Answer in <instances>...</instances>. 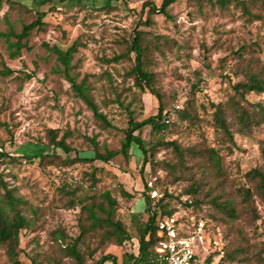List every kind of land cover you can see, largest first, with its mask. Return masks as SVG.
Listing matches in <instances>:
<instances>
[{
    "label": "rangeland",
    "instance_id": "1",
    "mask_svg": "<svg viewBox=\"0 0 264 264\" xmlns=\"http://www.w3.org/2000/svg\"><path fill=\"white\" fill-rule=\"evenodd\" d=\"M16 1L32 6L34 0ZM163 1L70 0L60 7L61 11L50 14L42 30L35 28L31 32L28 48L16 58H11L7 41L0 38V151L10 156L0 162V178L21 197L23 208L34 219V226L22 233L23 263L30 264L39 252L42 260L51 256L58 264H73L70 258L62 257L52 241L56 229L74 238L80 233V208L68 205L70 196H64L62 189L69 183L79 189L78 195L88 191L92 185L88 174L97 168V189L110 190L119 199V216L133 236H137V230L130 213H142V219H148L145 212L148 203L143 194L147 184L156 190L152 195L158 199L165 191L172 193L173 199L166 202L170 209H176L174 216L182 221L181 229L191 231L194 224L202 222L197 229L205 237L199 250L202 257L218 249L214 255L217 264H264L258 261L264 255V205L257 200V209L232 225L225 224L222 214L207 201L200 208L185 207L182 203L189 198L185 193L190 179L193 175L201 178L202 172L199 166L191 173L170 166L177 157L169 147L160 148L155 163L145 166V156L137 145L128 159L119 153L109 163L97 160L69 165V160L77 157H94L89 140L92 138L102 152L106 146L120 151L130 114L142 121L157 115L162 104L164 114L170 116L167 123L172 125L179 122L178 111L188 103L195 106L198 126L187 129L183 126L172 132L168 140H178L183 146L202 143L214 146L222 156L224 170L237 187L244 185V175L251 168L261 164L264 124L254 127L249 135L234 132L230 139L216 129L213 116L214 105L226 103L229 94L234 93L233 85L248 81L249 71H261L264 76V9H253L255 16L248 18L232 6L223 8L208 0H176L169 6L167 17L159 12L149 13V7H144L145 3L161 7ZM35 18L24 6L3 0L0 31H8L13 23L19 32L24 23ZM146 21L148 24L144 25ZM138 29L147 32L154 44L151 69L162 102L149 90L143 91L136 78L127 73L133 66L130 59L114 60L131 52L132 36ZM76 42L78 51L70 75L78 82L88 80L101 111L115 128L104 129L103 123L77 97L62 64L51 51L55 45L67 49ZM246 98L247 109L264 104V93H251ZM138 133L147 146L151 127ZM64 135L74 150L68 154L58 149L54 152V143ZM42 149L46 155L44 163L36 156L27 158ZM123 188L135 198L123 197ZM0 193H4L2 184ZM88 242L92 249L96 248V240ZM138 247L136 238L124 246L106 244L88 258L87 264H94L108 254L116 256L122 264L124 254L136 252ZM236 250L247 261L230 262L227 257L236 254ZM0 264H11L1 248Z\"/></svg>",
    "mask_w": 264,
    "mask_h": 264
},
{
    "label": "trees",
    "instance_id": "2",
    "mask_svg": "<svg viewBox=\"0 0 264 264\" xmlns=\"http://www.w3.org/2000/svg\"><path fill=\"white\" fill-rule=\"evenodd\" d=\"M11 5L24 6L27 11H31L35 15V19L30 23H24L21 31H17L13 23H11L8 31H0V38H5L8 47L11 50V58L19 57L22 50L28 48V38L31 32L37 28L42 30L46 24V19L54 10L61 11L60 7L70 0H34L32 6H25L16 0H8ZM176 0H164L161 7H157L152 3H145L144 7H149V13H162L170 17L168 8ZM211 3H217L221 7L232 6L239 8L241 12L248 18L255 15L252 10L256 8L264 9V0H208ZM3 0H0V6ZM147 21L144 25H147ZM147 32L138 29L131 40V52L122 53L115 57V61L128 58L133 62V66L127 72L136 78L138 86L149 92L162 102V96L158 90L156 76L151 69V54L154 50V44L146 36ZM78 42L74 43L67 49L58 45L51 48L56 55L57 60L63 66V71L67 80L70 82L72 89L87 107L93 112L96 119L101 121L104 129L115 128L108 120L107 116L101 111L95 95H93V86L85 78L81 82L77 78L72 77L70 72L73 68L72 61L74 54L78 51ZM11 72V71H9ZM233 94H229L226 103L214 105L215 112L213 122L217 130L222 131L225 136L233 139L234 132L249 135L254 127H261L264 124V104L258 103L253 109H247L244 102L248 101L246 96L251 93H264V76L261 71H249L248 81L238 82L233 85ZM116 100L120 102V98ZM170 116L164 114L163 105L159 107V112L155 116H150L142 121L135 119L129 115L128 128L125 131V137L122 141L120 151L110 150L107 146L102 152L100 145L94 138L89 139L92 143L94 157L82 158L77 157L75 160H69V165L74 162H95L100 160L109 163L119 153L125 158H130L132 148L137 145L144 154V166L148 163H155V156L162 147L170 148L175 152L177 161L170 166L181 168L183 173H191L195 166L200 167L202 177H191V183L186 190L189 196L182 204L187 208H200L205 201L210 203L218 214H222L225 224H234L240 218L248 215L257 209L256 201L258 200L264 205V143L261 146V164L253 167L245 175L244 185L234 186L233 181L227 175L223 168L222 156L218 149L207 143L201 145L183 146L178 140H168V136L172 132H177L183 126L193 128L198 126L199 116L195 106L191 103L187 104L182 110L178 111V121L172 125L167 123ZM145 127H151V139L146 146L144 139L137 131L143 130ZM67 135H64L59 141L54 143V152L61 150L70 153L73 147L66 141ZM49 155V154H48ZM39 157L40 163H44V150L36 155L27 156L31 159ZM10 157L7 153L0 151V162ZM97 168L88 174L92 185L88 187V191L84 190L80 195L77 194L78 188H73L72 184L65 183L62 192L64 196H70L67 202L72 208H80L78 236L70 237L62 229H56L52 233V241L57 246V250L62 257L70 258L73 264H87L88 258L93 257L106 244L124 246L133 239H137L138 250L136 252H126L124 254L122 264H168L166 257L156 251L158 243L166 238V235L159 229V221L164 217H172L176 213V209L168 207L167 199H173L172 193L165 191L162 198L152 195L156 192L153 187L145 185L143 192L147 198L148 206L145 210L148 219H142V213H130L131 222L137 230V236H133L128 226L119 216V199L112 194L110 190L97 189L98 179L96 177ZM0 184L4 189V193H0V248L4 250L11 264H26L20 260V246L22 233L30 230L34 226V219L28 215L23 208V200L15 194L0 178ZM206 187H209L206 189ZM91 191V193H90ZM121 195L128 199H134L135 195L123 188ZM181 199V198H179ZM204 218V217H203ZM203 220V219H202ZM257 220V219H256ZM200 223L194 224V229L187 231L180 228V234L187 236L195 234L200 229ZM182 221L178 222L181 226ZM205 226V225H203ZM208 227V225H207ZM205 228V227H204ZM203 229V228H202ZM208 230V229H207ZM96 240V248H91L88 241ZM213 244H217L214 240ZM240 250V249H238ZM236 250V252L238 251ZM221 251V250H220ZM218 249L212 250L206 259L212 263L215 259V253ZM38 252L30 264H58L57 261L51 260V256L42 260L39 258ZM224 256V255H223ZM227 259L230 262L247 261L241 259L236 254H229ZM259 262L264 263V255L258 258ZM119 264L116 256L112 254L102 255L94 264ZM220 264V263H219Z\"/></svg>",
    "mask_w": 264,
    "mask_h": 264
},
{
    "label": "built area",
    "instance_id": "3",
    "mask_svg": "<svg viewBox=\"0 0 264 264\" xmlns=\"http://www.w3.org/2000/svg\"><path fill=\"white\" fill-rule=\"evenodd\" d=\"M175 216L164 217L159 221V229L166 235L156 246V251L163 254L168 264H217L210 263L199 254L205 243L202 230L195 234L183 236Z\"/></svg>",
    "mask_w": 264,
    "mask_h": 264
}]
</instances>
